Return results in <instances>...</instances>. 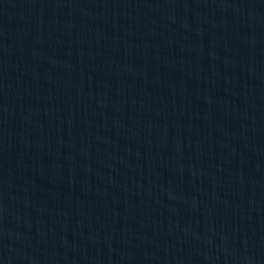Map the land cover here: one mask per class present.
Returning a JSON list of instances; mask_svg holds the SVG:
<instances>
[{
	"label": "water",
	"instance_id": "obj_1",
	"mask_svg": "<svg viewBox=\"0 0 264 264\" xmlns=\"http://www.w3.org/2000/svg\"><path fill=\"white\" fill-rule=\"evenodd\" d=\"M0 264H264V0H0Z\"/></svg>",
	"mask_w": 264,
	"mask_h": 264
}]
</instances>
